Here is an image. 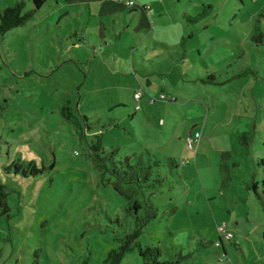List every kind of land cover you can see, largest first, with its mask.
Instances as JSON below:
<instances>
[{"label":"rangeland","instance_id":"1","mask_svg":"<svg viewBox=\"0 0 264 264\" xmlns=\"http://www.w3.org/2000/svg\"><path fill=\"white\" fill-rule=\"evenodd\" d=\"M107 1L49 0L0 35V183L10 208L0 214V264H103L148 199L157 216L120 264H154L146 246L158 248L159 264H264V204L246 187L264 159V51L241 17L249 0ZM246 57L248 73L234 76ZM199 59L219 81L199 77ZM213 93L218 107L193 115ZM126 156L138 176L123 174Z\"/></svg>","mask_w":264,"mask_h":264},{"label":"trees","instance_id":"2","mask_svg":"<svg viewBox=\"0 0 264 264\" xmlns=\"http://www.w3.org/2000/svg\"><path fill=\"white\" fill-rule=\"evenodd\" d=\"M46 1L47 0H32L33 7L28 10H23L25 0H16L14 4H8L4 8H0V35H3L9 29L17 25L23 24L26 21V19L33 13L34 9L40 8ZM205 7H210V6L207 5ZM204 12H205V9L202 10L200 13L204 15ZM185 17H187L188 19L191 18L189 14H186ZM257 22L258 20L255 22L254 32L252 33L251 38L252 40L261 41L263 37V33ZM199 61L201 62V64L203 65L205 69L204 75H203L204 77L201 76L200 78L203 81H205V79L213 81V82L216 81V78L214 77V75L206 71L207 63L205 62V60L199 59ZM65 109H69V107L64 106L63 110ZM62 113H65V111H62ZM69 116H71V114ZM72 116H74L73 113H72ZM95 146H96L94 147L95 149H99L101 147V141L98 140ZM111 160L113 163L115 162L112 157H111ZM126 161H127V164H126L125 170L122 171L123 174L127 176L132 175L133 177L135 175L138 176V172L135 170V168H138V167L135 164H132L129 161V158L127 156H126ZM167 162L169 166L168 167L169 171L171 170V168H177V162L173 157H169ZM262 162L263 160L259 161L257 163V166L263 164ZM151 167L152 166L148 164V171L146 170L145 172L147 179H150L151 177V173H152ZM114 172L120 175V172L117 169H114ZM157 175L159 176V173H157ZM128 178H129L128 181H133L132 177H128ZM155 181H161L160 177L156 180H153V182ZM249 187L253 188L255 194H257V196L260 197L261 201L262 199H264V191L262 193L258 192L257 184L255 181H252L251 183H249ZM133 206L137 210V209H140L143 206V204L141 203V201L136 200L134 201ZM155 209L156 208L153 202L150 199H148V201L145 202L143 215H139V214L137 215L136 228L132 232L128 233L126 236L121 238V243L117 247L111 248L106 253L105 257L103 258V264H120L121 263V260L124 254L126 253L127 250H129L132 247L133 242L135 241L137 236L141 233L142 227L145 224H148L152 219L156 218L157 213ZM9 210L10 208L7 202V187L5 184L0 183V214L8 215ZM262 238L264 241V228L262 230ZM140 252L146 258H148L149 260H152L154 264H159V262L156 259V256L159 252L157 247H152V246L140 247ZM163 264H166V263H163Z\"/></svg>","mask_w":264,"mask_h":264},{"label":"crops","instance_id":"3","mask_svg":"<svg viewBox=\"0 0 264 264\" xmlns=\"http://www.w3.org/2000/svg\"><path fill=\"white\" fill-rule=\"evenodd\" d=\"M57 1V0H56ZM102 1H104V0H102ZM167 1H170V2H174V1H176L177 3L178 2H180V0H150V2L151 3H155V4H157V5H167ZM47 2H49V0H47L45 3H47ZM107 2H114V3H116V4H118L119 5V3L118 2H116L115 0H109V1H107ZM249 3L247 4L248 6L246 7V10L242 13V15H241V17H242V19H244L243 21H247V22H249V23H252V26H255V22L258 20V24H259V26H260V28L261 27H263V25H264V0H249L248 1ZM44 3V4H45ZM240 3H241V5H243L244 7L246 6V4H245V1L244 0H240ZM43 4V5H44ZM42 5V6H43ZM210 6L208 3L206 4V5H202L203 7L204 6ZM41 6V7H42ZM39 9V8H38ZM162 11H164V10H161V12ZM256 17H258V19H256ZM256 20V21H255ZM263 24V25H262ZM262 25V26H261ZM253 29H254V27H253ZM261 30H262V28H261ZM264 31H262V33H263ZM252 33H253V31H252ZM251 37V36H250ZM252 39V38H251ZM176 43H178V42H176ZM255 44V43H254ZM256 45H258V46H256V48L258 49V51H261V52H263L264 51V33H263V37H262V40L259 42V44H256ZM150 49L151 48H155L156 47V45H154V43L152 42L151 43V41H149V46H148ZM249 48H251V45L249 46ZM250 50V49H249ZM205 62H206V60H205ZM264 62V59H262V60H260L258 63L260 64V63H263ZM254 65V69L256 70V66H255V64H253ZM250 66H251V61H250V59H248L247 57L246 58H243V61H242V64H241V66L237 69L238 70V72H234L233 73V75L234 76H236V75H239V73H240V71H241V73H248V71H249V69H250ZM260 67H262V66H260ZM263 68V67H262ZM260 69V68H259ZM205 70V69H204ZM207 71V70H206ZM199 77H201V75L199 74ZM232 76H229V77H226V79L225 80H228V79H230ZM216 81H219V80H217L216 79ZM224 82V81H223ZM250 82L248 81L247 82V84H249ZM147 84H149V80H148V82H147ZM243 86L241 85V89L239 88V96L241 95L242 96V98H244L245 97V99L246 100H248L249 99V95H247L246 96V91H244V89L242 88ZM247 90V89H246ZM213 95H214V93L212 94V95H209V97L210 98H207V101L209 102V105L207 106H204L201 102L200 103H198V102H194L193 103V105H192V110H193V115H198L199 117H201V116H203L206 112H209V111H211V110H214V107H218V103H219V101H220V98H219V96L218 95H216V97H214V100H215V102L216 103H213ZM240 96V97H241ZM257 101H259V100H257ZM211 109V110H210ZM189 110V109H188ZM195 110V111H194ZM204 113V114H203ZM204 123H205V125H207V123H209V122H207L206 120H204ZM262 126H263V129H264V122L262 123ZM194 131H199V130H194ZM194 131H193V133H194ZM192 133V134H193ZM199 136L198 137H195V138H199L200 136H201V131H199ZM221 150H223L222 148H220ZM207 154V153H206ZM261 160H263V164H261V165H258L257 166V163L259 162V161H261ZM261 163V162H260ZM254 166H256V171H254V172H252V180L251 181H255L256 182V184H257V190H258V192H263L264 191V180H263V185H259L258 184V182H257V180H256V173H261V175L262 176H264V159L263 158H257L255 161H254ZM217 171H218V169H217ZM223 180V179H222ZM225 181V180H224ZM216 184H215V186L214 187H217V189L219 190V184H218V182H215ZM203 188V191L206 193V195H205V197H206V199H211L212 197H213V192H211V190H210V192H211V195H209V193L206 191V188L204 187V186H202ZM246 187L249 189V183H247V185H246ZM255 193V192H254ZM219 194L221 195V196H223V198L225 199V202H224V205H225V208L226 209H229V208H235V206H237L238 204H239V200L238 199H233L232 197H229L228 199H230L232 202H230L231 204H229V206H228V204H227V202H226V194H225V192H222L221 190H219ZM256 196H257V194H256ZM258 198H259V196H257ZM229 200V201H230ZM262 202H263V204H264V199H262ZM209 204V203H208ZM230 205H231V207H230ZM229 207V208H228ZM209 208L210 209H212V207H211V205H209ZM212 211V210H211ZM229 212L228 213H230V210H228ZM235 225V228H236V226L238 227L239 226V222H235L234 223ZM228 228V227H227ZM263 228H264V226H263ZM263 228H262V230H263ZM229 229V228H228ZM229 230H231V229H229ZM262 230H261V242L264 244V241H263V238H262ZM243 238H244V236H243ZM264 246V245H263Z\"/></svg>","mask_w":264,"mask_h":264},{"label":"built area","instance_id":"4","mask_svg":"<svg viewBox=\"0 0 264 264\" xmlns=\"http://www.w3.org/2000/svg\"><path fill=\"white\" fill-rule=\"evenodd\" d=\"M140 93H141V90L138 91V93H137V98H138V96L140 95ZM199 134H200L199 131H194V133H193V137H194V138H195V137H198ZM187 145H188L189 148H193V147H194V143L192 142V139H189V140L187 141ZM218 229L220 230V232H221V234H222V238L230 239V238L232 237V235H233L232 232H231V230H229V229L225 226V224L222 223V222L218 223ZM215 244L217 245L218 242H215Z\"/></svg>","mask_w":264,"mask_h":264}]
</instances>
